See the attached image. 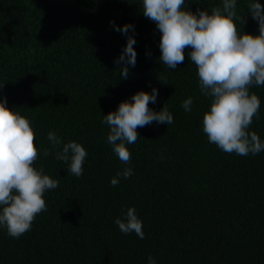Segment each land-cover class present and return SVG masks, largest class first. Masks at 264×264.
Instances as JSON below:
<instances>
[{
  "label": "trees",
  "instance_id": "trees-1",
  "mask_svg": "<svg viewBox=\"0 0 264 264\" xmlns=\"http://www.w3.org/2000/svg\"><path fill=\"white\" fill-rule=\"evenodd\" d=\"M251 2L236 0L237 27L259 35ZM256 2L264 10V0ZM222 4L185 0L184 8L211 14ZM142 10V0H0V100L29 119L39 150L34 167L59 181L30 231L17 239L0 226V264H149V256L156 264H264V151L240 156L208 141L202 121L211 98L200 91L191 48L169 69L160 61L162 34ZM124 25L134 31L116 30ZM128 35L137 59L124 79L116 61ZM153 88L149 108L166 105L173 123L138 128L123 164L107 142L104 116ZM249 91L260 109L248 130L264 141V86ZM49 132L61 145L52 148ZM70 141L88 153L80 177L55 158ZM125 168L134 174L113 186ZM129 208L144 239L115 223Z\"/></svg>",
  "mask_w": 264,
  "mask_h": 264
},
{
  "label": "clouds",
  "instance_id": "clouds-1",
  "mask_svg": "<svg viewBox=\"0 0 264 264\" xmlns=\"http://www.w3.org/2000/svg\"><path fill=\"white\" fill-rule=\"evenodd\" d=\"M185 0H142L143 15L155 22L160 31V61L169 69H176L185 60V49L191 62L198 70L201 93L211 98L210 110L203 115V132L210 143L226 153L240 156L256 155L264 151V141L249 126L258 117L260 99L250 93L255 86H264V10L252 0L248 10L258 21L259 35L241 33L237 22L236 0H223L222 8L213 7L211 14L199 11L198 15L185 10ZM114 23V22H113ZM133 26L116 28L127 35ZM134 36H127V43L116 63L121 64L124 79L129 74V65L136 64ZM2 88V87H0ZM158 92L139 91L131 102H121L118 109L104 116L103 122L110 128L107 142L123 164L131 162L127 145L135 144L140 138L137 129L152 124H172L173 116L166 105L159 112L149 108L156 103ZM192 97L182 107L191 111ZM52 148L62 141L54 132L48 133ZM36 133L31 122L19 112L7 107V100H0V226L8 235L19 238L31 230L36 216L47 210L44 194L56 189L59 181L45 175L43 168L34 167L39 158L35 146ZM52 149H45L44 156ZM88 153L85 148L70 141L63 144L55 158L69 163L68 172L76 177L83 174V165ZM133 170L125 168L111 180L116 186L119 177L132 176ZM115 223L124 234L134 232L144 239L142 221L134 208L127 210L123 220ZM149 264H156L149 256Z\"/></svg>",
  "mask_w": 264,
  "mask_h": 264
}]
</instances>
